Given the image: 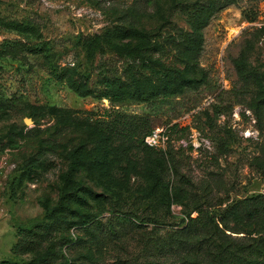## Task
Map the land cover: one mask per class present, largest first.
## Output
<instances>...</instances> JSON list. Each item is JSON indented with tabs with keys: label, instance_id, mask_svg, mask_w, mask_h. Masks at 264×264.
<instances>
[{
	"label": "rangeland",
	"instance_id": "374dc122",
	"mask_svg": "<svg viewBox=\"0 0 264 264\" xmlns=\"http://www.w3.org/2000/svg\"><path fill=\"white\" fill-rule=\"evenodd\" d=\"M43 259L264 264V0H0V264Z\"/></svg>",
	"mask_w": 264,
	"mask_h": 264
},
{
	"label": "trees",
	"instance_id": "16d2710c",
	"mask_svg": "<svg viewBox=\"0 0 264 264\" xmlns=\"http://www.w3.org/2000/svg\"><path fill=\"white\" fill-rule=\"evenodd\" d=\"M199 48H200L199 41L198 40L192 41V43H190L189 47L187 48L189 52L188 58L195 57L198 53ZM138 85H139L138 89L134 91V93L132 94L134 99L137 101H152L153 99H157L160 97L167 98L170 94L175 93V90L177 89L176 86L170 87L168 85L164 86L162 90H160L159 88L154 89L151 88L148 84H146V81L140 79L138 80ZM73 87L82 96L96 94L97 92L96 90L93 89L92 85L88 80L77 79L73 83ZM99 92H100V97L117 100V101L121 100L124 95V92L122 91V86L110 80H105L103 82V90ZM140 125L135 124V128L133 131H128L125 133H122L121 131L120 133L123 135V138L125 139L124 142H128L132 145L134 144V146H137V148L143 150L145 154L152 155L151 150H153L154 148L149 146L145 142V138L147 136L152 135L153 132L151 120L149 118H142ZM83 160H85V156L83 155L82 152H78L73 156L74 164L81 163L83 162ZM99 167L104 172H108L110 169V163L105 160L104 162L99 163ZM199 226L202 228V230H208V229L210 230L211 228V219L207 217L206 213L201 209L199 210L198 216L196 218L189 217V222L187 227L193 229L194 227L199 228ZM19 235L22 236L24 234H22V231H20ZM24 237L22 238V241H19L13 247V252L15 254H22L24 248L26 247L28 248V246L31 245V242L27 241L26 238ZM44 260L45 259L34 260L30 264H40ZM11 264H17V263H11Z\"/></svg>",
	"mask_w": 264,
	"mask_h": 264
},
{
	"label": "water",
	"instance_id": "95a60500",
	"mask_svg": "<svg viewBox=\"0 0 264 264\" xmlns=\"http://www.w3.org/2000/svg\"><path fill=\"white\" fill-rule=\"evenodd\" d=\"M26 123H30V120L27 119V120H26Z\"/></svg>",
	"mask_w": 264,
	"mask_h": 264
}]
</instances>
